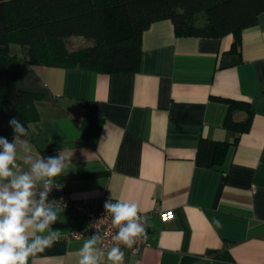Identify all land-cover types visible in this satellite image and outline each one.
<instances>
[{"label":"crops","instance_id":"crops-1","mask_svg":"<svg viewBox=\"0 0 264 264\" xmlns=\"http://www.w3.org/2000/svg\"><path fill=\"white\" fill-rule=\"evenodd\" d=\"M233 40L177 35L162 18L141 33L136 71L21 61L17 86L39 97L14 171L29 170V155H64L67 167L53 179L72 198L108 192L113 203H137L148 245L137 254L121 247L124 264H264V10L241 30L238 48ZM242 104L252 118L239 131L227 118L243 120ZM55 210L59 239L28 264H78L89 236L68 232L85 228V218Z\"/></svg>","mask_w":264,"mask_h":264},{"label":"trees","instance_id":"trees-1","mask_svg":"<svg viewBox=\"0 0 264 264\" xmlns=\"http://www.w3.org/2000/svg\"><path fill=\"white\" fill-rule=\"evenodd\" d=\"M264 0H0V137L13 140L12 118L27 125L36 119L39 95L17 86V68L29 64L78 66L103 72L136 71L141 63V33L153 21L169 18L177 35L220 37L254 25ZM79 37L87 45L70 47ZM19 46L21 55L12 50ZM239 102H230V108ZM227 118L228 126L248 128ZM218 147L215 160L219 161Z\"/></svg>","mask_w":264,"mask_h":264},{"label":"clouds","instance_id":"clouds-1","mask_svg":"<svg viewBox=\"0 0 264 264\" xmlns=\"http://www.w3.org/2000/svg\"><path fill=\"white\" fill-rule=\"evenodd\" d=\"M14 131L13 140L0 137V264H28L29 258L50 248L59 239V232L52 225L58 220L56 205L48 201L54 186L53 178L67 167L64 155L40 157L35 160L29 155L25 162L28 171L16 172L17 150L27 148V142L20 137L27 136V129L16 118L9 121ZM43 181L44 191L39 200L33 199V189ZM111 196L105 203V212L111 214L112 225L117 229L112 237L114 244L107 251L99 245L103 236L96 232L87 237L79 249L78 264H124L125 253L120 245L131 249L139 239L146 236V218L141 215L137 203L117 200ZM220 226L219 221H216Z\"/></svg>","mask_w":264,"mask_h":264},{"label":"built area","instance_id":"built-area-1","mask_svg":"<svg viewBox=\"0 0 264 264\" xmlns=\"http://www.w3.org/2000/svg\"><path fill=\"white\" fill-rule=\"evenodd\" d=\"M54 186L52 187L48 201L53 202L57 207L70 208L81 214L86 221L85 228L81 230H71L68 232L69 237L78 238L83 236H91L99 232L103 236V241L100 247L113 246L114 241L112 237L115 235L117 229L112 225L111 214L105 212L104 203L111 197L108 192L95 197L74 199L66 191L62 182L53 179ZM44 191L43 182L37 183L34 188L36 201L39 200V193ZM163 220L172 217L170 210H159ZM141 215L146 218L145 214ZM147 220V218H146ZM148 245L146 236L139 239L137 243L131 248H126L123 245L120 247L126 248L131 254H137Z\"/></svg>","mask_w":264,"mask_h":264},{"label":"rangeland","instance_id":"rangeland-1","mask_svg":"<svg viewBox=\"0 0 264 264\" xmlns=\"http://www.w3.org/2000/svg\"><path fill=\"white\" fill-rule=\"evenodd\" d=\"M88 43H90V42L87 40H84V39L79 38V37H74L70 41V47L76 48L77 46L87 45Z\"/></svg>","mask_w":264,"mask_h":264}]
</instances>
